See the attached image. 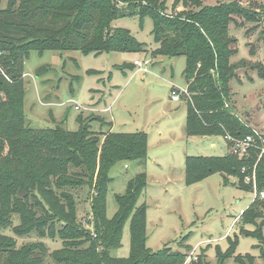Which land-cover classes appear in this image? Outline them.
<instances>
[{"label": "trees", "instance_id": "trees-1", "mask_svg": "<svg viewBox=\"0 0 264 264\" xmlns=\"http://www.w3.org/2000/svg\"><path fill=\"white\" fill-rule=\"evenodd\" d=\"M241 1L202 7L200 0H175L188 9L173 14L166 12L165 0H7L6 7L0 0V264L184 263L185 256L169 247L159 252L147 247L146 205L136 207L147 186L146 172L133 177L126 192L117 197L115 216L109 218L106 213V193L113 180L111 167L120 160L146 161L148 134L113 131L111 127L96 132L90 126L95 117H80V129L75 132L62 126H28L24 64L32 50L79 49L97 54L143 51L145 46L130 30L115 28L112 23L128 14L151 16L159 44L155 54L187 58L185 76L191 96L187 101L186 133L242 138L253 134L251 124L234 112L229 100L230 81L246 61H232L238 48L237 39L230 35V24L234 16L255 19L248 13L257 7L253 0H246L248 7L242 8ZM191 4L200 8L189 9ZM262 72L264 75V67ZM258 143L263 145L261 140ZM256 151L247 158L231 152L224 156H188L186 184L222 173L226 182L229 176H235L243 188L252 190L253 186L241 178V169L256 162L260 150ZM96 173L91 230L78 222L76 199L68 188L82 185L75 177L92 180ZM257 180L259 190L264 191V154L258 163ZM57 189L62 191L57 193ZM14 213L20 217L17 226H13ZM132 213L131 252L118 258L112 251L121 246L122 231ZM242 217L243 223L262 219L263 226L264 198L255 199ZM8 227L17 234L35 231L40 239L59 237L62 247L50 252L42 240L19 247L15 238L2 232ZM254 234L264 239L261 228ZM262 256L264 259V245Z\"/></svg>", "mask_w": 264, "mask_h": 264}, {"label": "rangeland", "instance_id": "rangeland-1", "mask_svg": "<svg viewBox=\"0 0 264 264\" xmlns=\"http://www.w3.org/2000/svg\"><path fill=\"white\" fill-rule=\"evenodd\" d=\"M200 1L202 7H209L231 0ZM253 3L257 8H251L248 14H254L255 19L234 16L230 24V35L237 39L238 48L232 61L246 63L230 81L229 104L240 118L251 124L253 131L264 135V0ZM165 4L167 13L188 9L175 0H165ZM6 5L7 0H3L2 6ZM240 6L246 8L248 2L243 0ZM198 8L193 4L189 7ZM112 25L130 30L145 46V51L98 54L79 49L31 51L25 60L23 79L27 125L36 129L62 126L75 132L80 129V117L86 120L95 117L90 126L96 132H106L112 127L113 131L147 133L146 161L120 160L110 169L113 180L106 193L107 216L113 218L117 213V197L126 192L129 181L146 172L147 186L136 207L146 205V243L151 251L169 247L185 256L183 264H264V239L254 234L261 228L264 238L262 219L243 223L242 217L233 224L241 216V210H247L254 201L253 191L243 188L238 177L229 176L226 182L222 173L186 184L188 156H224L230 152L223 135L186 133V98L182 96L179 102L172 100L173 91L188 86L186 56L155 54L159 44L151 16L128 14L115 19ZM137 59L150 60L147 71L135 65ZM43 67L46 69L39 71ZM97 173L92 180L75 177L82 185L68 188L76 199L78 222L91 230V202L97 190ZM133 213L125 222L121 246L112 251L118 258L130 255ZM19 224L20 217L14 213L13 226ZM2 230L15 238L19 247L39 240L46 243L50 252L62 247L59 237L40 239L35 231L17 234L12 227ZM240 257L243 262L239 261ZM52 264L57 263L52 261Z\"/></svg>", "mask_w": 264, "mask_h": 264}, {"label": "built area", "instance_id": "built-area-1", "mask_svg": "<svg viewBox=\"0 0 264 264\" xmlns=\"http://www.w3.org/2000/svg\"><path fill=\"white\" fill-rule=\"evenodd\" d=\"M149 62V59H145L144 61L137 59L134 63L135 65H138L139 68L147 71V65L149 64ZM182 96L186 98L185 101H188V98H190L191 96L188 87L182 90L179 89L177 91H173L172 100L180 101ZM75 108L80 109V106L76 105ZM226 138L230 143V152L240 158L250 157L253 151L260 150L256 162L250 166H245L241 169V178L243 179L244 183L251 184L253 186L252 191L255 195V199H263L264 191H260L258 188L257 167L259 161L261 160L264 154V135L260 134L257 131H253V134L250 133L242 138H236L231 135H227ZM258 140H261L263 142V145H259ZM256 153H258V151H256ZM244 212L245 210H241V216H237L234 219L233 224L237 223L242 218Z\"/></svg>", "mask_w": 264, "mask_h": 264}, {"label": "crops", "instance_id": "crops-1", "mask_svg": "<svg viewBox=\"0 0 264 264\" xmlns=\"http://www.w3.org/2000/svg\"><path fill=\"white\" fill-rule=\"evenodd\" d=\"M188 87V86H187ZM182 100V99H181ZM174 101V100H173ZM174 102H179V101H174ZM187 102V101H186ZM111 130H112V127H111Z\"/></svg>", "mask_w": 264, "mask_h": 264}]
</instances>
